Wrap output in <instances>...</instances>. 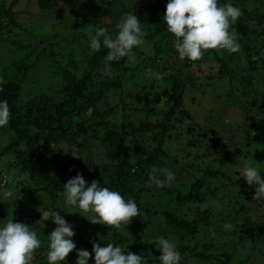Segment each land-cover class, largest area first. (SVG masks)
<instances>
[{"label":"rangeland","instance_id":"374dc122","mask_svg":"<svg viewBox=\"0 0 264 264\" xmlns=\"http://www.w3.org/2000/svg\"><path fill=\"white\" fill-rule=\"evenodd\" d=\"M109 1L107 0V3ZM10 2L11 0H0V5L3 3L5 7L9 8ZM146 2L148 5L139 19L142 30L148 35L152 32L153 25L159 22V14L161 12L159 8L164 4V0H146ZM107 3L105 0H100V3H97L96 0H90L89 4L86 5L85 11H79L68 5V1H65L58 5L61 10L59 18H54L48 12L40 11L35 0H17L15 5H11L10 16H12V22L8 18H4L0 29V85L2 86L6 82L5 75L9 79L20 83L22 86L20 93L21 106L26 104V101L41 100L52 94L57 96L55 93L62 86L61 74L67 64V57L73 55L79 60L80 65H84L87 58L91 55L88 33H94L96 27H102L97 18L101 11L104 10L103 13L106 12ZM126 3L131 4L132 0H127ZM218 3L221 5L231 3L233 6H238L243 14H264V0H218ZM103 28L106 27L103 26ZM255 29V27H249L251 32ZM247 43L250 44V42ZM262 51L261 55L264 56V47ZM227 55H231L234 58L228 67L234 74L230 75V78L227 76L218 77L216 75L220 68L218 59H222ZM151 57L158 58V61L153 64L148 63L147 60ZM224 60L226 59L224 58ZM253 60L255 61V66L254 71L251 72L250 70L253 67L246 62L239 46V50L235 53L208 50L204 58L195 63L187 59L181 61L174 47V39L168 33L159 35L153 41L146 42L143 46L138 47V53L134 55V59L129 60L128 58L129 62L126 64L130 66V70L134 69V73L138 75L139 79L133 80V77H130V70L126 73L121 68H118L119 75H117V78L120 80L121 90L117 92L110 91L106 100H103V105L106 108H112L113 111L116 110L115 115L117 114L116 116L122 122L127 117L135 127H139L142 124H155L162 121V115L155 114L152 111L160 113L163 106H165L164 104L168 103L169 106L172 104L169 96L174 87L183 90L180 98L184 107V110H182L184 111L183 117H179L178 120L167 121L169 128L172 126L176 129L177 126L178 130H170L166 134L168 138H164L162 143L164 156L158 154L159 158L162 159L158 160L159 158H155L153 162L151 158L134 152L131 153V156L133 164L147 159L144 170H142L143 172L140 175L139 188L148 184L150 169L153 166L158 169L168 168L169 170H174L175 179L173 183L171 186L163 187V191L168 189L174 192L181 191L180 193L182 194L187 193V191L189 193L191 186L196 184V182H193L194 180L204 177L205 174L208 175L206 180L203 182L199 181L198 190L201 189V192H191L193 196L198 194L206 201L197 204L192 202L193 205L190 206H193L191 207L193 212L189 213L188 219L194 217V214L197 213L194 210V206H198L201 211L205 210L208 212L210 210L214 211L215 214L222 213L223 209L228 211L227 209L232 207L234 196H239V193L246 196L239 185L240 183L247 184L244 178L241 177L242 170L245 167L249 165L255 166L260 170L261 174L264 173V145H260L259 140L257 141V132L260 129L257 126L252 131L250 123L246 121V117L250 115L255 120L264 121V101H259L260 109L250 107L254 92L264 96V58ZM257 62L258 64H256ZM148 70L163 74V79L156 80L155 77L152 79L147 74ZM24 73L26 74L25 78H23ZM14 74H17V77L12 79ZM114 74L115 70L114 72L111 70V74L107 76H113ZM249 78L252 82L251 87L247 84ZM141 87L145 88V93L142 95H146L148 102L144 103L142 100L134 101L130 98V96L134 97L136 93L141 94ZM163 93L167 94L168 99L165 95L163 102H161L162 105L150 102L151 98L160 97ZM133 108L137 110L135 111ZM248 108L249 115L246 112ZM163 111H165V108ZM262 126L264 127V122ZM74 128L75 126L71 125V129ZM186 130H191L193 134L187 133ZM212 131L216 132V136L212 137L213 139L216 138V150L210 156H203L202 151L205 149L198 150L191 145V142H200L202 140L200 134L210 136L209 133ZM153 135L154 133H152L151 137ZM248 137L251 138L249 144L247 142L249 140ZM9 140L8 136L0 132V154H2V149L7 146ZM134 143L140 146L146 144L138 140ZM149 144L152 145V142ZM51 150L56 152V147H51ZM60 150L64 153L67 148L63 147ZM13 158L10 154L2 155L0 157V169L1 166L10 164ZM51 159L52 154L48 152L41 165L45 172H49L53 167L55 170ZM189 163H193L198 169L188 167ZM195 171L198 173L193 174ZM207 171H218L225 178L222 175H215L213 176L214 178H209ZM17 172L18 170H9L8 174L6 172L0 173L6 175L8 179V188L2 189L0 187V205L8 204L9 206L4 216L0 218V226L8 219L30 226L32 230L37 232L38 238L42 241V246L36 250L35 255H38L41 249L47 250V235L56 227L51 220V216L48 217L49 220L42 218V214L45 212L59 211L62 218L73 227L75 232V236L72 238L73 242L80 239L81 235L86 238L88 244L86 243L87 241H84V247L91 245L92 242L98 243L93 238L88 239L89 234H86L87 231L94 232L96 236L93 235V237L97 238V236H101L103 231L106 233L108 229L110 232L111 230L118 231L124 235L128 241L127 245L143 243L144 247L148 245L149 249L154 248L151 252L155 253H152L148 259L144 258L146 264H160V261L156 259V253L161 254L155 245V239L158 236L169 239L176 249L178 247L182 248L180 264H219L215 261L197 258L194 256V252L189 249L199 242L202 236L203 239L206 238V242L221 245L232 243L233 245L236 243L235 240L240 233L245 235V231H249L250 224L255 221L264 222V204H251L246 199V201L242 200L244 203L243 212L236 214V218H234L236 223L229 230L227 236L225 233L215 236L210 229L199 231L196 235L190 237L185 236L183 239H179L176 234L172 235L167 229L166 231L163 230V232L161 229V232L150 236L143 230H138L139 227L145 226L148 221V211H144L143 208L140 209L141 217L134 218L129 225H122L119 230L109 229L105 225L92 224L87 218L79 214L80 210L78 208L68 205L63 196L53 199L52 196H48L47 192H45L43 193L45 195H41L40 199L36 198L30 201L26 193L28 190L27 184H30L31 181L23 180L25 176ZM227 177L238 181L239 184L235 186L233 184L229 185ZM148 189L152 191V188ZM214 189L216 190L215 193H213ZM5 190L13 191L11 199H3ZM144 193L141 192L139 194V200L136 199L137 197L132 199L135 200L139 207L142 201L149 198L148 202L154 209L152 216L156 215L160 211L158 208L160 201L167 199V197H162L160 192L144 197ZM213 195L215 197H211ZM228 200H230L231 206H228ZM234 200L238 199L235 198ZM233 206L238 210V205L235 206L234 204ZM214 219L220 221L222 223L221 228L226 231L224 225L227 223H224L215 215ZM151 222L154 224L159 223L156 220ZM161 222H164V220ZM80 228L83 231L77 230ZM230 232L232 234L229 235ZM245 243L244 245H239V247L236 245L234 249L235 259H231L229 264H264V255L261 254L259 256L260 253L257 252H261L262 249L253 245V249H251L253 251L250 252L249 246H245ZM126 246L120 247L124 249ZM89 264H94V262Z\"/></svg>","mask_w":264,"mask_h":264},{"label":"trees","instance_id":"16d2710c","mask_svg":"<svg viewBox=\"0 0 264 264\" xmlns=\"http://www.w3.org/2000/svg\"><path fill=\"white\" fill-rule=\"evenodd\" d=\"M65 1H68V5L79 11H85L86 5L90 2V0H35L40 11L48 12L50 15H53L54 18H59L61 10L58 8V5ZM16 2L17 0H11L9 8L1 3L0 29L2 28L4 18H8L12 22V16H10L11 5H15ZM126 2L127 0H110L106 4V12L103 13V10L98 14L99 17L97 19L99 24H102V27H106L113 36H115L117 32L115 25L119 22L122 15L134 13L139 19L148 5L146 0H132L131 4H127ZM167 2L168 0H164V4L160 6L159 10L161 12L159 14V22L153 25L150 34L145 35L146 42L153 41L157 36L167 33L171 38L175 39L174 36L167 31V25L163 21V14L166 10ZM249 27H255L256 29L251 32L249 31ZM233 29L237 34V43L241 48V52L244 54L246 62L253 67L250 70L252 72L255 66V61L253 59L264 58V56L261 55L264 47V14L244 13L233 26ZM247 42H250V44ZM133 51L134 55L138 53V47ZM106 55L107 49L104 48L103 45L100 51L91 53L84 65H80L76 57L69 55L67 57V64L61 74L62 86L55 93L57 96L52 94L41 100L26 101V104L23 106H21L22 101H20L21 84L9 79L5 75L6 82L2 86L0 85V101L6 100L8 102L12 116L8 126L0 128V132H3V134L10 139L7 146L2 149L0 157L4 154H10L14 158L7 166H1L0 173L6 172V174H8L9 170H18L17 173L25 176L23 180L31 181L30 184H27L28 190L26 193L30 201L36 198L40 199V196L45 195L43 194L45 192H47L48 196H52L53 199H55V197H62L63 195L60 193L63 191L64 184L78 173L82 174L89 185L93 180H96L102 187H108L110 190L121 192L126 200L136 197V199L139 200V194L141 192H145L144 197L149 194L160 192L162 197L166 196L167 199L165 198L160 201V205H158L160 211L157 212L156 215L152 216L154 209L148 202L149 198L141 202L139 208L148 211V221L145 226L139 227L138 230H143V232L152 236L155 233L161 232V229L162 232L167 229L172 235L176 234L179 239H183L185 236L190 237L196 235L199 231H207L209 229L215 236H218V234L223 235L224 233L227 236L229 230L224 231V229L221 228L222 223L216 221L214 215L220 218L224 223L234 226L236 223L234 219L236 218V214L243 212V201L247 199L251 204H264L260 202L261 200L257 202L252 198V195L255 194L256 185L239 184L238 181L234 179L231 180L232 178L227 177L226 179L229 185L233 184L235 186L239 184L240 187H242V191L245 192L246 196L239 193V196L233 197V205H238V210L230 203V200H228V206L232 205V207L227 209L228 211L223 209L224 211L222 213L215 214L214 211L210 210H208V212L205 210L201 211L198 206H194V210L197 213L190 219H188L187 216L191 211L193 212L191 208L193 206H190L193 205L192 202H196L195 204H197L206 201L198 194L193 196L191 192H201V189L198 190L200 186L199 181L203 182L206 180L208 177L207 174H205L204 177L194 180L193 182H196V184H193L189 193L187 191L185 194L180 193L181 191L174 192L168 189L163 191V188H157L154 185L151 187L145 185L139 188L140 175L143 172L142 170H144L143 168L144 165H146L147 159H145V161L141 160L136 162L135 165L132 163L131 153L134 152L151 158L153 162L155 158H159L158 154L164 156L162 143L164 138H168L166 134L170 130H178L177 126L176 129L172 126L169 128V126H167V121L178 120L179 117H183L184 111L182 110H184V107L180 100L183 90L174 87L169 96L172 104L170 106L168 103L164 104L165 106H163L160 113L154 110L152 111L155 114L162 115V121L159 123H146L139 127H135L127 117L126 120L122 122L120 118L116 116L117 114L115 115L116 110L113 111L112 108H106L105 105H103V100H106L107 94L110 91L117 92L121 90V83L117 78V75H119L118 68L128 73L130 66L126 63L129 61L128 58L125 57L118 62H110L111 70L113 72L115 70V74L113 76H107L108 74H105L104 71V57ZM158 55H160V53H158ZM224 58L226 60H224ZM224 58L218 59V64L220 66L218 69L219 71L216 73L218 77H229L234 74L228 69L234 58L231 57V55H227ZM156 61H158V58L156 59L155 57H151L147 60L150 64ZM256 64H258V62ZM130 72V77H133V80L139 79L138 75L134 73V69L130 70ZM25 73L23 74V78L26 77ZM147 74H149L152 79L154 78L151 76L150 72ZM16 75L17 74H14L12 79H15L17 77ZM247 84L249 87L252 86L250 78L247 80ZM141 91V94L136 93L134 97L129 94L128 96L134 101L142 100L144 103L148 102L146 95H142L145 93V88L141 87ZM165 95L168 99L167 94L163 93L160 97L151 98L152 100H150V102L156 105H162L161 102H163ZM261 100L264 101V96L254 92L250 107L260 109L259 101ZM164 108L165 111H163ZM133 109L135 111L137 110L135 108ZM246 112L249 115V108ZM246 121L250 123L252 131L258 126L260 130L257 132V141L259 140V144L263 146L264 127L262 125L264 121L255 120L251 115L246 117ZM71 125L75 126V128L71 129ZM186 131L187 133L193 134L191 130ZM152 133H154L153 137H151ZM209 134L210 136L207 134H200L202 140L198 143L191 142V145L196 149L206 150L202 151L203 156H210L216 150V138H212L216 136V132L212 131ZM248 138L249 140L247 142L249 144L251 138ZM137 140L146 144L143 146L136 145L134 142ZM151 142L152 145L149 144ZM51 147H56V152H53ZM63 147L67 148V151L64 153L60 150ZM48 152L52 154L51 162H53L55 170L53 167L49 172H45L41 165ZM161 159L162 158H159L158 160ZM189 166L190 168L198 169L193 163H189L188 167ZM171 171L174 172V170ZM197 173L198 172L195 171L193 174ZM207 173L209 174V178H214L213 176L215 175H222L218 171H207ZM261 175L264 176V173ZM222 176L225 178L224 175ZM0 187L2 189L8 188V179L4 174H0ZM148 188H152V191ZM215 191L214 189L213 193H215ZM211 197H215V195ZM235 198L238 200H234ZM8 207V204L0 205V218L4 216ZM152 220L159 221V223L154 224L151 222ZM162 220H164V222H161ZM263 223L264 222L261 221H255L250 224L249 231L246 232L244 229L246 234L242 235L240 233L235 240L236 243L233 245L232 243L221 245L213 242H206V238L203 239L202 236L199 242L193 245L189 250L194 252V256L197 258H203L206 261H215L219 264H229L231 259H235L234 249L236 245L239 247V245H244L245 242H247L245 246H249L250 250L253 249V245L262 249L261 252H257L260 253L259 256H261V254L264 255ZM256 224L258 225L256 226ZM77 230L83 231L81 228ZM93 233L87 231L86 234H89L88 239L93 238L98 241L99 244L102 242L100 245L101 247L106 246L107 243H113L121 247L128 244L127 238L118 231L115 232L111 230L110 232L107 229L106 233L103 231L101 236H97V238L93 237V235H95V233ZM230 234L232 233L230 232L229 235ZM84 241L87 240L81 235L80 239L74 242L76 244V250L69 255L65 262H61V264H76L77 252L81 249H86L92 253V244L84 247ZM86 243L88 244V241ZM124 250L125 254L131 251L146 259H148L152 253H155L151 252L154 248L149 249L148 245L144 247L143 243L127 245ZM177 250L181 252L182 248L178 247ZM218 251L220 252L217 253ZM252 251L253 250L250 252ZM45 253L46 249L39 250L38 255H35L36 259H34L33 264H48ZM160 255L161 254L156 253V259H158ZM92 262H94V253H92V257L89 259V263Z\"/></svg>","mask_w":264,"mask_h":264},{"label":"clouds","instance_id":"9594fccd","mask_svg":"<svg viewBox=\"0 0 264 264\" xmlns=\"http://www.w3.org/2000/svg\"><path fill=\"white\" fill-rule=\"evenodd\" d=\"M96 2L100 3V0ZM105 2L107 3V0ZM242 14L240 7L231 3L221 5L218 0H168L163 21L167 25V31L175 38L174 47L179 59L195 63L202 60L208 50L229 53L239 50L238 37L233 26ZM115 27V36L103 27H96L94 33H88L90 54L100 51L102 45L107 49V55L104 57L105 74H111L110 62L125 57L134 59L133 50L146 43V33L134 13L121 17ZM148 71L156 80L163 79V74ZM11 116L8 102L0 101V128L8 126ZM241 177L248 185H256L253 199H264V176L257 167H245ZM174 179L175 175L171 170L153 166L146 186L163 188L171 186ZM60 194L68 205L78 208L79 214L92 224L105 225L109 229L119 230L122 225L127 226L134 218L142 215L134 199L126 200L121 192L102 187L96 180L89 185L80 173L64 184ZM12 197L13 191L3 192L4 200ZM49 216L56 227L47 235L45 255L48 264H61L76 250L72 239L75 232L59 211L42 214L44 220H49ZM232 227L231 224L224 225L226 230H231ZM155 245L161 253L158 257L160 264H180L181 253L169 239L158 236ZM41 246L42 241L37 232L27 224L8 219L0 226V264H33L35 252ZM92 253L94 264H146L141 255L131 251L125 254L124 249L113 243L101 247L99 243L92 242ZM92 253L79 250L76 264H89Z\"/></svg>","mask_w":264,"mask_h":264},{"label":"built area","instance_id":"2783aa9c","mask_svg":"<svg viewBox=\"0 0 264 264\" xmlns=\"http://www.w3.org/2000/svg\"><path fill=\"white\" fill-rule=\"evenodd\" d=\"M254 195H255V194L252 195V198L254 197ZM253 200H255V201H257V202H258L259 200H261L260 202H261V203H262V202L264 203V199H259V200H257V199H253Z\"/></svg>","mask_w":264,"mask_h":264}]
</instances>
